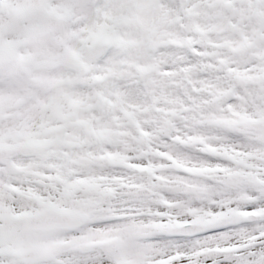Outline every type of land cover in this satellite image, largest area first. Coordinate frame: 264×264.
Listing matches in <instances>:
<instances>
[{"label":"snow or ice","instance_id":"1","mask_svg":"<svg viewBox=\"0 0 264 264\" xmlns=\"http://www.w3.org/2000/svg\"><path fill=\"white\" fill-rule=\"evenodd\" d=\"M0 264H264V0H0Z\"/></svg>","mask_w":264,"mask_h":264}]
</instances>
